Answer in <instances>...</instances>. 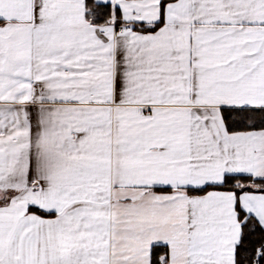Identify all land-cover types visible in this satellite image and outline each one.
<instances>
[{
	"label": "snow or ice",
	"instance_id": "obj_1",
	"mask_svg": "<svg viewBox=\"0 0 264 264\" xmlns=\"http://www.w3.org/2000/svg\"><path fill=\"white\" fill-rule=\"evenodd\" d=\"M0 264H264V0H0Z\"/></svg>",
	"mask_w": 264,
	"mask_h": 264
}]
</instances>
